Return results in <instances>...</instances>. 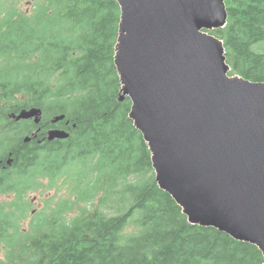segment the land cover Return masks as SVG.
I'll return each instance as SVG.
<instances>
[{
	"label": "trees",
	"instance_id": "trees-1",
	"mask_svg": "<svg viewBox=\"0 0 264 264\" xmlns=\"http://www.w3.org/2000/svg\"><path fill=\"white\" fill-rule=\"evenodd\" d=\"M44 1L31 14L0 0V264H263L257 246L189 223L157 184L131 100L120 101L117 0ZM225 4L212 35L229 76L264 82V0ZM29 108L44 111L41 125L10 118ZM59 115L70 138L25 141ZM62 186L68 197L47 199L24 229L29 195Z\"/></svg>",
	"mask_w": 264,
	"mask_h": 264
},
{
	"label": "water",
	"instance_id": "water-1",
	"mask_svg": "<svg viewBox=\"0 0 264 264\" xmlns=\"http://www.w3.org/2000/svg\"><path fill=\"white\" fill-rule=\"evenodd\" d=\"M225 1L117 0L120 101L131 100L156 182L189 223L251 243L264 257V82L229 76L224 44L211 33L227 25ZM12 118L39 125L43 111Z\"/></svg>",
	"mask_w": 264,
	"mask_h": 264
},
{
	"label": "rangeland",
	"instance_id": "rangeland-1",
	"mask_svg": "<svg viewBox=\"0 0 264 264\" xmlns=\"http://www.w3.org/2000/svg\"><path fill=\"white\" fill-rule=\"evenodd\" d=\"M44 2H45L44 0H14V8H16L18 12L26 11L27 13L32 14V13H34L35 9L37 7H40L41 5H43ZM8 6H11V4H6V7H8ZM1 13H2V17H4V16L6 17L9 12L2 9ZM33 139L34 138H32V141H33ZM155 179H156V175H155ZM54 196H56L55 201H59L60 197H62V196L68 197L67 188L62 186V188L59 191H58V188H56L52 191H47L45 189H41V191H39V192L30 194L29 199H30L32 204H35L34 207L38 208L37 210L42 211L46 207V200L51 199ZM44 199H45V201H44ZM114 200H115V202H113V200H112L111 202H109V204L115 205L116 204V198H114ZM114 212L115 211L113 210V213ZM38 213H39V211H38ZM38 213L33 214L32 212H30L29 217H27V219L23 223H21L22 227L24 229H28L33 218L36 217ZM72 214L76 215V213H72ZM69 215H71V214H69ZM128 230L132 231L133 228L131 227Z\"/></svg>",
	"mask_w": 264,
	"mask_h": 264
},
{
	"label": "flooded vegetation",
	"instance_id": "flooded-vegetation-1",
	"mask_svg": "<svg viewBox=\"0 0 264 264\" xmlns=\"http://www.w3.org/2000/svg\"><path fill=\"white\" fill-rule=\"evenodd\" d=\"M29 122H31V121H29ZM61 126V125H60ZM52 129H62L63 130V128H60V127H57V126H55V127H52V128H49V129H39V128H37V129H33V131H32V133H31V135H29V133H28V136H32V137H35L34 135H36L37 134V138H34L33 139V141L34 140H38V141H40V140H42V141H40V142H43V141H45V140H43V139H46V135H47V133H48V131H50V130H52ZM45 130V131H44ZM26 137H27V135H26ZM47 140V139H46ZM3 166L2 167H4V170H6V168H7V166L3 163L2 164ZM33 206L35 205V204H32ZM38 209V208H37ZM37 209H34V211H33V214H35L36 213V211H38Z\"/></svg>",
	"mask_w": 264,
	"mask_h": 264
}]
</instances>
